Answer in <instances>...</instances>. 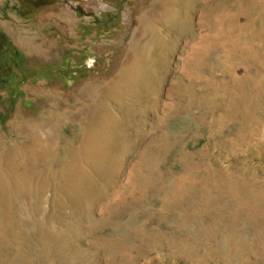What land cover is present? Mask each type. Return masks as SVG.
Returning <instances> with one entry per match:
<instances>
[{"label": "rangeland", "instance_id": "374dc122", "mask_svg": "<svg viewBox=\"0 0 264 264\" xmlns=\"http://www.w3.org/2000/svg\"><path fill=\"white\" fill-rule=\"evenodd\" d=\"M154 1L0 0V264H264V0Z\"/></svg>", "mask_w": 264, "mask_h": 264}, {"label": "bare ground", "instance_id": "6f19581e", "mask_svg": "<svg viewBox=\"0 0 264 264\" xmlns=\"http://www.w3.org/2000/svg\"><path fill=\"white\" fill-rule=\"evenodd\" d=\"M172 5H173V0H155L152 10L149 11L142 19L143 20L142 32L147 31L149 29L151 30L152 28L157 27L155 25V20L158 18L159 15H161L162 13L171 9ZM137 38H138V36H137ZM125 72H127V68H124V73ZM124 73H122V75ZM120 77H121V75H120ZM120 77L117 78L115 84L118 83V81L120 80ZM97 87L93 85V86L87 87L86 89L83 90L79 100L85 104V107L83 108L84 110L83 111L81 110L79 112V115L74 114V116L77 117L76 120L83 122V128L85 131L86 139L90 142L95 140L96 129H97V126L99 124H97L96 126H89L87 123L84 122L83 118L88 117L90 115H95V117L97 119H99L100 123H104L106 121L105 120L106 117L108 116L106 107L104 105L96 104V98L103 93L100 90H96ZM41 134H42L41 127H39V128L37 127V135H41ZM0 139H1V135H0ZM6 166L8 167L7 163H5V167ZM2 168H0V169L2 170Z\"/></svg>", "mask_w": 264, "mask_h": 264}]
</instances>
